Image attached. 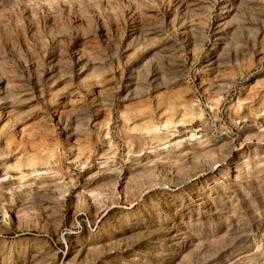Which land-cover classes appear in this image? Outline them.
I'll use <instances>...</instances> for the list:
<instances>
[{"label": "rangeland", "instance_id": "obj_1", "mask_svg": "<svg viewBox=\"0 0 264 264\" xmlns=\"http://www.w3.org/2000/svg\"><path fill=\"white\" fill-rule=\"evenodd\" d=\"M0 264H264V0H0Z\"/></svg>", "mask_w": 264, "mask_h": 264}]
</instances>
